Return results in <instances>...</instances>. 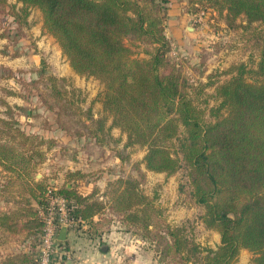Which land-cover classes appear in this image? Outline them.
<instances>
[{
    "label": "trees",
    "instance_id": "trees-1",
    "mask_svg": "<svg viewBox=\"0 0 264 264\" xmlns=\"http://www.w3.org/2000/svg\"><path fill=\"white\" fill-rule=\"evenodd\" d=\"M17 2L23 4L25 17L31 7L41 10L43 27L56 39L76 73L93 76L104 84L102 103L112 117V126L127 134L129 145L147 146L143 162L148 170L170 175L184 161L192 195L205 208L203 222L219 231L221 242L217 249L204 247L188 237L183 228L168 226L164 233H156L165 240L168 251L185 262L200 256L206 264H235L241 250L248 249L257 254L255 264H264V34L256 69H247L244 63L232 67L231 78L216 86L214 96L220 103L210 109L214 120L208 121L188 91L182 63L169 56L167 11L159 0ZM189 2L195 8L194 14L214 9L225 12L231 22L245 17L249 23L264 24V0ZM14 16L18 22L20 14ZM126 38L152 47L151 56L134 57ZM248 74L255 79L250 81ZM46 79L53 98L43 101L51 110L81 101L69 97L66 78L51 75ZM101 123L99 130L103 131L104 121ZM17 150L5 139L0 143V163L16 174L13 183L17 191L29 196L24 200H34L45 208L48 187L34 183L31 156ZM139 184L132 178L118 179L111 191L110 207L124 213L125 221H142L146 227L155 221L159 226L158 210ZM59 192L67 199L75 196L78 202H85L81 208L69 201L68 214L74 221L91 220L104 207L98 201H85L87 197L78 196L70 183ZM0 224L8 225L12 233L20 225L27 232L35 229L38 253L44 223L40 210L31 202L18 212L0 215ZM66 254L65 249L61 250L55 262L67 261ZM24 261L19 254H8L0 264Z\"/></svg>",
    "mask_w": 264,
    "mask_h": 264
},
{
    "label": "rangeland",
    "instance_id": "rangeland-1",
    "mask_svg": "<svg viewBox=\"0 0 264 264\" xmlns=\"http://www.w3.org/2000/svg\"><path fill=\"white\" fill-rule=\"evenodd\" d=\"M159 1L167 11L169 56L182 63L192 99L205 111V119L212 121L210 109L220 103L214 96L216 86L231 78L232 67L244 63L247 69H256L264 24L249 23L245 17L231 22L225 12L214 9L194 14L189 0ZM15 13L20 14L18 22ZM125 43L136 58H149L153 51L136 39L126 38ZM51 75L66 78L69 97L81 101L51 110L43 101L53 98L46 79ZM247 77L255 79L253 74ZM104 88L99 79L76 73L56 39L43 27L40 9L31 7L25 17L22 3L0 0V143L6 139L14 149L31 156L35 184L61 191L70 183L78 196L87 197L85 201L104 205L91 220L76 219L71 224L70 237L61 249L67 251V263L76 262L78 257L86 264H123L134 248L140 252L141 264H206L200 256L190 262L175 258L165 240L156 237L157 232L162 234L171 226L183 228L204 247L217 249L221 242L219 231L203 222L205 208L192 195L184 161L170 175L148 170L143 162L147 146L129 145L127 134L112 126V117L103 108ZM101 121L103 131L99 130ZM5 165L0 163V201H25L29 196L18 193L13 183L16 174ZM120 178L140 181L139 189L158 210L159 226L152 222L154 218L147 227L142 221H125L124 213L110 207L111 191ZM68 201L81 208L85 204L75 196ZM31 239L38 241L37 237ZM29 240L17 247L20 238L0 235V246H10L8 251L0 250V262L8 254H19L24 264H35L36 244L29 248ZM256 256L242 249L235 264H255Z\"/></svg>",
    "mask_w": 264,
    "mask_h": 264
},
{
    "label": "built area",
    "instance_id": "built-area-1",
    "mask_svg": "<svg viewBox=\"0 0 264 264\" xmlns=\"http://www.w3.org/2000/svg\"><path fill=\"white\" fill-rule=\"evenodd\" d=\"M68 206V199L57 188L48 187L46 206L41 209L44 226L38 244V264H57L55 258L62 249L60 231L63 226L69 228L75 222L69 217Z\"/></svg>",
    "mask_w": 264,
    "mask_h": 264
},
{
    "label": "crops",
    "instance_id": "crops-1",
    "mask_svg": "<svg viewBox=\"0 0 264 264\" xmlns=\"http://www.w3.org/2000/svg\"><path fill=\"white\" fill-rule=\"evenodd\" d=\"M19 193V192H18ZM31 202V205L34 208H37L40 210V214H41V207L40 205L36 202V201H29ZM28 201H13V202H9V201H0V215L4 216L5 214H12L15 213L16 211H20L22 210V208H24V206L29 203ZM27 220V218H25ZM25 219H23L25 221ZM21 220V219H20ZM22 222V220L20 221ZM23 224V223H22ZM10 227H8V225H1L0 224V235L1 236H6V237H13L15 239H21L19 244H16L17 247H21L22 243L24 245V239L25 240H29V242L32 244L31 247L33 246V243L35 245V241L33 242L31 238H34V233L36 232L35 229H31V231L27 232L25 228L22 227V225H20L19 227L17 226L15 229H17L15 232L12 233V231L9 229ZM68 237H70V232H68ZM67 237V238H68ZM1 241H0V245H1ZM8 247H10L8 245ZM8 247L6 246L5 248L3 246H0V250H4L6 249L7 251L9 250ZM14 248V247H13ZM19 250V249H18ZM28 250V249H27ZM20 251V250H19ZM112 251L109 252V254H111ZM128 253V252H127ZM123 254V253H122ZM130 259L126 262H124L123 264H141L140 261V252L139 250H136L134 248H131L130 251ZM76 256V255H75ZM67 261H65L62 264H69L67 263ZM70 264H86L84 260L82 259H76V262L70 263ZM88 264V263H87ZM90 264V263H89Z\"/></svg>",
    "mask_w": 264,
    "mask_h": 264
},
{
    "label": "water",
    "instance_id": "water-1",
    "mask_svg": "<svg viewBox=\"0 0 264 264\" xmlns=\"http://www.w3.org/2000/svg\"><path fill=\"white\" fill-rule=\"evenodd\" d=\"M68 230H69V228L67 227V226H63L62 227V229H61V231H60V235H59V239L61 240V241H65L66 239H67V237H68ZM107 248H105V250H106Z\"/></svg>",
    "mask_w": 264,
    "mask_h": 264
}]
</instances>
